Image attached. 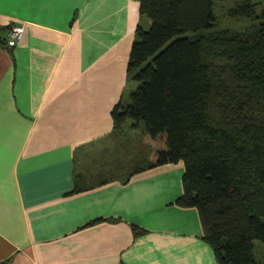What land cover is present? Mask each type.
I'll list each match as a JSON object with an SVG mask.
<instances>
[{
  "label": "crops",
  "instance_id": "crops-1",
  "mask_svg": "<svg viewBox=\"0 0 264 264\" xmlns=\"http://www.w3.org/2000/svg\"><path fill=\"white\" fill-rule=\"evenodd\" d=\"M137 8L0 0V28L22 27L10 52L0 45V263L217 264L196 209L172 205L183 163L124 183L108 168L143 147L130 129L116 141L109 115L134 88L125 68Z\"/></svg>",
  "mask_w": 264,
  "mask_h": 264
},
{
  "label": "trees",
  "instance_id": "trees-1",
  "mask_svg": "<svg viewBox=\"0 0 264 264\" xmlns=\"http://www.w3.org/2000/svg\"><path fill=\"white\" fill-rule=\"evenodd\" d=\"M134 1L138 22L125 75L136 86L109 115L116 141L123 145L130 129L143 147L131 142L134 151L108 168L124 183L182 162L181 195L172 205L196 209L216 263L264 264L254 245L264 242V8L251 0ZM219 9L241 30L215 29ZM7 31L0 28L4 47Z\"/></svg>",
  "mask_w": 264,
  "mask_h": 264
},
{
  "label": "rangeland",
  "instance_id": "rangeland-1",
  "mask_svg": "<svg viewBox=\"0 0 264 264\" xmlns=\"http://www.w3.org/2000/svg\"><path fill=\"white\" fill-rule=\"evenodd\" d=\"M232 1H239V0H232ZM251 2H253V3H259L258 4V7H259L258 9L264 8V0H251ZM223 13L224 12L221 11V9H219L218 14L221 16V18H220V23L219 24L217 23L215 29H217V30L227 29V30H232V31H240L241 30L240 29L241 26L239 24H237V23L229 22L228 19H226V18L223 19L224 18L223 17ZM146 28L147 27H145V29ZM131 84H133L134 85V88H135L136 85L134 83H131ZM117 157H119V158H117L116 160H120V161H123V160L126 159V157L124 156V154L123 155H119ZM122 168L126 169V171L120 173V176L121 177L125 176L130 171V169L132 168V165L131 166H129V165H127V166H121L120 169H122ZM254 245H255V253L257 251V253H256L257 257L260 254H264V242L255 241L254 242Z\"/></svg>",
  "mask_w": 264,
  "mask_h": 264
},
{
  "label": "built area",
  "instance_id": "built-area-1",
  "mask_svg": "<svg viewBox=\"0 0 264 264\" xmlns=\"http://www.w3.org/2000/svg\"><path fill=\"white\" fill-rule=\"evenodd\" d=\"M22 34V27L21 25L13 26L6 35V42L5 46L7 48H13L16 42L20 39Z\"/></svg>",
  "mask_w": 264,
  "mask_h": 264
}]
</instances>
